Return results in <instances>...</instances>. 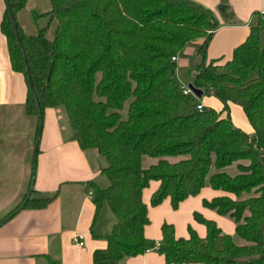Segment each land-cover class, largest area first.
<instances>
[{
	"label": "trees",
	"instance_id": "obj_1",
	"mask_svg": "<svg viewBox=\"0 0 264 264\" xmlns=\"http://www.w3.org/2000/svg\"><path fill=\"white\" fill-rule=\"evenodd\" d=\"M48 1L45 15L55 21L51 37L45 36L46 27L34 35L16 27L41 115L45 107H62L70 138L81 150L96 149L105 161L100 172L107 186L91 184V200L94 215L105 202L114 222L101 236L106 246L92 252V263L120 264L121 258L155 246L142 233L148 218L140 198L155 180L152 207L168 197L176 209L206 182L211 189L232 192L235 197L219 195L202 206L233 219L234 232L244 240L234 242L213 221L194 213L205 228L203 238L190 228L187 238H175L171 224L160 225L155 251L165 263L264 264V21L259 10L251 13L246 37L229 57L205 63L218 17L192 0ZM25 3L7 0V7L4 2L0 31L11 69L24 77L25 112L36 116L8 14L15 19ZM219 15L226 22L233 11L221 4ZM198 40L200 62L190 84L203 96L219 98L220 109H196L200 99L184 94L176 77L171 57ZM229 102L240 106L252 132L232 123ZM143 156L157 161L144 168ZM233 162L237 171L230 174L224 167ZM55 195L29 197L24 207H43Z\"/></svg>",
	"mask_w": 264,
	"mask_h": 264
},
{
	"label": "crops",
	"instance_id": "obj_2",
	"mask_svg": "<svg viewBox=\"0 0 264 264\" xmlns=\"http://www.w3.org/2000/svg\"><path fill=\"white\" fill-rule=\"evenodd\" d=\"M192 1L212 9L218 17L219 25L213 29L205 49V63L214 57H229L232 48L245 39L251 13L264 8V0ZM221 4H227L233 11V17L226 22L219 15ZM3 9L4 0H0V21ZM49 9L48 0H26L25 5L15 14L16 23L28 35H34L39 29L46 27L45 36L49 38L55 26V21L45 15ZM262 39L264 40V36ZM199 43L200 40L184 46L176 55L175 73L184 87L190 83L191 74L196 67L199 57L196 55V45ZM183 66L187 68L189 76L185 75ZM212 97L201 94L199 103L202 108L217 109L219 102L215 96ZM25 98L24 77L11 69L5 37L0 31V193L5 192V184L10 177L3 167H8V162L15 167L10 195L3 205L0 204V219L19 206L29 184L31 172L29 173L27 154L31 151L33 153L37 119L35 115L25 112ZM232 103L229 102L228 105L232 123L243 131L252 132L245 113L239 105ZM70 135L64 109L45 107L29 197H48L54 192L56 195L43 207L20 209L0 225V264H93L92 252L106 246V241L101 236L109 232L114 217L105 202L101 203L94 215L91 200V184L98 189L107 186V179L100 172L105 161L96 149L81 150ZM146 157L141 158V166L144 168L157 161L156 158ZM165 159L174 162L179 157ZM224 170L234 174L237 171L235 162ZM157 187L158 181L151 180L141 191L140 198L147 208L148 218V224L142 230L145 238L159 242L162 223L172 225L175 238H187L188 228L199 238H203L205 228L194 220V213L213 221L224 233L232 236L235 233L233 219L202 206L203 200L209 201L219 195L235 197L232 192L220 188L214 190L205 184L196 195L188 196L178 203L176 209H172L168 197L156 206L149 205V198ZM76 235L80 236L78 240L83 241L81 246L72 242ZM243 242L241 238L236 243ZM119 263L167 264L155 250L125 256Z\"/></svg>",
	"mask_w": 264,
	"mask_h": 264
},
{
	"label": "water",
	"instance_id": "obj_3",
	"mask_svg": "<svg viewBox=\"0 0 264 264\" xmlns=\"http://www.w3.org/2000/svg\"><path fill=\"white\" fill-rule=\"evenodd\" d=\"M4 2L6 4V6L8 7L7 0H4ZM8 14L10 16V20H11V24H12L14 34H15V37L17 40V44L20 48L21 58H22V62L24 64V69H25V73H26V77H27L28 87L30 89L32 100L34 101V106H35V111H36V119H37V131H36V136H35V141H34V146H33V159H32V164H31V174H30V179H29V184L27 187L26 194H25L22 202L19 204V206H17V208H15L10 214L6 215L2 220H0V225L2 223H4L6 220L10 219L12 217V215L15 214L17 211L24 208V206H25V204H26V202H27V200H28V198L32 192V184H33V179H34V166H35L34 163H35V157H36V152H37V147H38V142H39V137H40V131H41V127H42V115L40 113V109L36 103L35 96L33 94L32 84L30 81L28 69L26 67L23 50L21 48V44H20V40H19V36H18V32H17V27H16V22H15V19H14L12 13L10 12V10L8 11ZM262 47L264 48V42H263ZM187 88L194 96H196L197 98H200L202 92L199 89L194 88L190 83L187 84Z\"/></svg>",
	"mask_w": 264,
	"mask_h": 264
},
{
	"label": "rangeland",
	"instance_id": "obj_4",
	"mask_svg": "<svg viewBox=\"0 0 264 264\" xmlns=\"http://www.w3.org/2000/svg\"><path fill=\"white\" fill-rule=\"evenodd\" d=\"M47 2V1H46ZM264 2V1H263ZM261 34H262V36H264V29L262 30V32H261ZM197 58V57H196ZM199 62H200V57H198L197 58V62H196V66L199 64ZM183 71L185 72V75H188L189 76V74H188V72H186L187 71V68L186 67H184L183 66ZM187 76V77H188ZM214 97V96H213ZM212 97V98H213ZM214 98H216L217 100V102H219V106L218 107H216L217 109H220L221 108V102H220V100H219V98H217V97H214ZM200 102V101H199ZM232 104H234V103H232ZM235 105V104H234ZM40 138V137H39ZM38 148V147H37ZM145 158V157H144ZM147 158V157H146ZM167 158H169V157H167ZM32 159H33V153H32V151L31 152H29V154H27V161H28V168H29V173L31 172V164H32ZM9 164H8V167H3V169L5 170V172L8 174V175H10V177H8L7 178V182H6V184H5V192H3V193H0V204H4V201L7 199V197L10 195V192H9V189H11V186H10V184L12 183V179H13V176H12V173L14 172V166H12L11 164H10V162H8ZM34 165H36V157H35V163H34ZM225 167H227V166H225ZM224 167V168H225ZM210 171H213V168L211 167L210 168ZM34 173H35V166H34ZM14 180V179H13ZM206 185H207V182H206ZM3 201V202H2ZM232 239L235 241V242H238V241H240V237H239V235H237L236 233H234L233 234V236H232Z\"/></svg>",
	"mask_w": 264,
	"mask_h": 264
},
{
	"label": "built area",
	"instance_id": "obj_5",
	"mask_svg": "<svg viewBox=\"0 0 264 264\" xmlns=\"http://www.w3.org/2000/svg\"><path fill=\"white\" fill-rule=\"evenodd\" d=\"M259 13H260V16H261L262 20L264 21V8L260 9V10H259ZM171 60H172V61H175V60H176V56L171 57ZM182 92H183L184 94L191 93V92L188 90L187 87H184V88L182 89ZM201 108H202V106H201L200 104L196 105V109L200 110ZM78 238H80L79 235L74 236V237L72 238V242H73L74 244L78 245V246H81V245L83 244V241H82V240H78ZM157 245H158V243L156 242V243H155V246H154L152 249H150V250H155V247H156ZM147 251H149V250H147Z\"/></svg>",
	"mask_w": 264,
	"mask_h": 264
}]
</instances>
